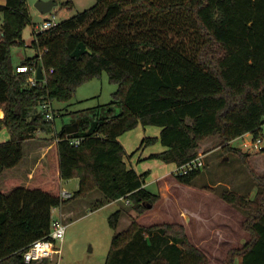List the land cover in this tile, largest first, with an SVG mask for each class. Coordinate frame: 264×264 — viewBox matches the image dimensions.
<instances>
[{"label": "trees", "instance_id": "obj_1", "mask_svg": "<svg viewBox=\"0 0 264 264\" xmlns=\"http://www.w3.org/2000/svg\"><path fill=\"white\" fill-rule=\"evenodd\" d=\"M65 1L62 5L66 6ZM0 175L23 158V142L37 131H50L39 110L42 101H67L76 88L106 72L117 84L105 104L74 112L76 132L63 127L39 161L27 186L20 178L0 189V264L25 263L30 243L47 237L52 210L75 198L101 193L100 203L127 200L129 210L143 213L160 195L145 187L149 171L138 173L125 159L119 137L138 125L159 128L144 136L137 149L158 141L161 151L147 159L180 166L198 155L199 142L217 136L219 148L236 154L255 186L252 197L223 187L219 197L243 210L250 239L232 250L227 264H264V164L253 166L255 153L232 147L246 133L259 138L264 124V0H95L43 31L33 30L35 54L19 64H41L44 80L17 72L10 49L23 44L31 23L27 0L0 4ZM81 137L78 145L70 140ZM136 149V150H137ZM201 168L175 175L193 183ZM78 178L69 198L60 196L63 180ZM206 189L214 191L212 187ZM122 210L108 216L116 229ZM239 257L238 263L234 258ZM104 264H208L178 223L142 225L132 219L113 235Z\"/></svg>", "mask_w": 264, "mask_h": 264}, {"label": "rangeland", "instance_id": "obj_2", "mask_svg": "<svg viewBox=\"0 0 264 264\" xmlns=\"http://www.w3.org/2000/svg\"><path fill=\"white\" fill-rule=\"evenodd\" d=\"M38 1L47 0H27L31 23L26 25L22 32L23 44L12 46L10 49L13 65L35 54L30 46L32 33L44 19L54 17V21L58 23L77 12L90 8L95 3V0H54L56 5L51 11L40 13L35 6ZM65 1L69 2L66 6L62 5ZM0 2H3L0 3L2 5L5 0ZM116 88L117 84L110 82L106 72H102L99 76L79 85L71 99L52 101L53 121L50 131H37L33 138L24 141L23 159L18 167L6 170L0 175V189H5L4 178L7 176H19L22 186H26L28 183L26 172L32 168L38 157L36 145L39 140L41 138L52 140L63 127L74 122L75 111L110 102ZM1 117H3V109L0 106ZM156 128L138 125L119 137L126 152L125 159L133 168L137 163L146 160L143 157L138 160L142 153L146 154V151L156 149L160 145L156 141L137 149L144 136L158 135L155 132ZM8 136V130L0 127V142L7 140ZM259 138L261 149L264 148V124L259 131ZM210 140L211 145L200 150V154L203 155V166L189 186L175 180L174 173L170 172L171 165L157 169L158 162L149 160L151 162L146 165V168L151 169L152 175L149 173L145 182H150L147 184L148 190L158 193L160 197L143 213L138 214L129 210L124 199L100 203L102 195L97 191L85 198H75L68 202L63 209L64 211L71 209L72 212L63 216L66 227L62 241L56 244L59 254L49 259V264H104L111 238L115 233L127 228L132 221V216L142 225L162 222L181 224L189 242L204 253L208 264H227L226 259L229 253L240 249L250 239V234L243 226L245 212L223 201L217 191L227 187L240 195L252 197L256 188L239 157L219 148L217 136H212ZM252 141L253 135L247 133L233 139L230 145L239 147L242 151L255 153L257 150H254L251 144L244 145ZM252 162L254 168L260 169L259 166L264 164V153L253 156ZM143 168L144 165L136 167V170L143 172ZM155 171L157 175H154ZM156 177L158 181H155ZM78 183L79 180L75 177L63 180L60 190L72 194L78 189ZM205 186L212 187L214 191L206 189ZM118 209L122 210V214L116 229H112L108 224V216ZM58 216L59 208H54L52 218H58ZM239 261V257L234 258L235 263Z\"/></svg>", "mask_w": 264, "mask_h": 264}, {"label": "built area", "instance_id": "obj_3", "mask_svg": "<svg viewBox=\"0 0 264 264\" xmlns=\"http://www.w3.org/2000/svg\"><path fill=\"white\" fill-rule=\"evenodd\" d=\"M57 22L54 21V17L52 18H46L42 21L40 25L37 27V31H43L45 29L51 28L56 26ZM37 65L34 66H27V65H16L15 70L17 72H23L28 71L32 74V80L31 84H34L35 80V71H36ZM43 72V70H42ZM44 74V72H43ZM39 110L42 112L44 117L48 120L53 119V112H52V105L51 102L48 100L42 101L39 104ZM81 141V137H75L70 140V143L73 145H78ZM260 138H257L256 140L252 141L251 143H244V145L251 144L254 150L260 149ZM202 154H198L194 158L190 159L189 161L185 162L184 164L180 166H176L173 170V173L175 175H183L186 174L192 170L199 169L203 166L202 162ZM60 196L63 199L69 198L71 196V193L60 190ZM127 203V200H125ZM65 224L63 221V218H52L50 223V230L45 238L37 239L30 243L28 247L25 249L23 253V259L25 263L30 262H39L43 259H52L54 255L59 254V249L56 248L57 242H61L65 233Z\"/></svg>", "mask_w": 264, "mask_h": 264}, {"label": "crops", "instance_id": "obj_4", "mask_svg": "<svg viewBox=\"0 0 264 264\" xmlns=\"http://www.w3.org/2000/svg\"><path fill=\"white\" fill-rule=\"evenodd\" d=\"M0 3H3V2H0ZM20 63V62H19ZM19 63H17L16 65H19ZM15 65V66H16ZM156 131V133H159V128H156L155 129ZM42 132V131H41ZM247 134V133H246ZM210 138L211 137H208V138H206L205 140H203V141H201V142H199V145H198V147L196 148V151H198V153L200 154V150H201V148H204L205 146L207 147V146H210L211 145V143H212V141L210 140ZM56 141V137H54L52 140H50L49 138H41L40 140H39V143H37V145H36V148L38 149V157L36 158V161L34 162V164L32 165V168L31 169H29L27 172H26V175H27V178H28V183H29V181L31 180V178H32V172H33V170H34V168H35V166H36V164L39 162V161H43V160H45V154H46V152H47V150L53 145V143ZM24 143V142H23ZM220 147V146H219ZM163 149V147L161 146V145H159L156 149H153V150H148V151H146V154H141L140 156H139V158H138V160L139 159H141V157H143V159H146L144 162H142V163H137L136 164V166H134V169L136 170V167H141L142 165H144V171H146V170H148L149 171V173H150V171H151V169L150 168H146V165L147 164H149V162H151V161H149V160H154V161H156V162H158L157 163V165L156 166H158L157 167V169H159L160 167H164V166H167V165H171L172 166V168H171V171L170 172H172L173 173V170H174V168H175V165L174 164H172V163H163V162H161V161H158V160H156V159H147V156L149 155V154H151V153H154V152H158V151H161ZM24 155V154H23ZM23 159V158H22ZM130 160H132V158H130ZM22 161V160H21ZM19 165V164H18ZM18 165H16L15 167H13V168H10V169H14V168H16V167H18ZM10 169H6V170H10ZM6 170H4V171H6ZM3 171V172H4ZM137 171V170H136ZM2 172V173H3ZM138 173H141V172H139V171H137ZM1 173V174H2ZM149 175H152V173H150ZM154 175H157V171H155V174ZM165 175V174H164ZM175 175V174H174ZM8 178H20L19 176H7V177H5L4 178V184H5V180L6 179H8ZM176 180V179H175ZM155 181H158V178L156 177L155 178ZM152 182V181H151ZM22 182H21V180H20V185H22L21 184ZM27 183V184H28ZM148 183H150V182H145V187L147 188L148 187ZM184 185H186V184H184ZM27 186V185H26ZM189 186V185H188ZM3 190H7V188H6V184H5V189H3ZM120 200H123V199H120ZM125 200V199H124ZM72 212V210L70 209V210H68V211H64V209H63V207H60L59 208V216H58V218L59 217H61V218H63V216L65 215V214H68V213H71ZM132 216V215H131ZM133 218L132 219H134V216H132ZM135 218H136V216H135ZM131 219V220H132ZM195 221H196V219H194Z\"/></svg>", "mask_w": 264, "mask_h": 264}, {"label": "water", "instance_id": "obj_5", "mask_svg": "<svg viewBox=\"0 0 264 264\" xmlns=\"http://www.w3.org/2000/svg\"><path fill=\"white\" fill-rule=\"evenodd\" d=\"M54 5H56V2L54 0H47V1H38L35 6L40 13H46L51 11ZM35 78L37 80H44V74L42 72V66L40 63L37 64L35 71ZM78 128H79V119H76L73 123L65 127V131L67 134H71L76 132Z\"/></svg>", "mask_w": 264, "mask_h": 264}]
</instances>
